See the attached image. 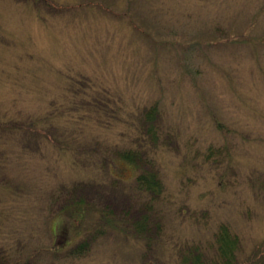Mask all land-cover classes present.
Returning <instances> with one entry per match:
<instances>
[{"label":"rangeland","instance_id":"rangeland-1","mask_svg":"<svg viewBox=\"0 0 264 264\" xmlns=\"http://www.w3.org/2000/svg\"><path fill=\"white\" fill-rule=\"evenodd\" d=\"M153 104L157 147L136 128ZM134 147L162 194L100 168ZM60 189L103 210L80 257ZM220 224L240 264L264 256V0H0V264H176Z\"/></svg>","mask_w":264,"mask_h":264},{"label":"trees","instance_id":"trees-1","mask_svg":"<svg viewBox=\"0 0 264 264\" xmlns=\"http://www.w3.org/2000/svg\"><path fill=\"white\" fill-rule=\"evenodd\" d=\"M158 115L157 112V106L156 104H153L143 110L139 114L138 123L136 124V128L139 131L140 138L143 140V144L151 146L154 144L155 147H157V140L159 139V132L156 128V116ZM149 136V139H148ZM74 150L75 147H68L64 146L62 147L63 151H69L70 154L74 155V152L69 150ZM211 152H213L212 149L209 150V155H211ZM143 155L137 148H128L126 150H121L118 152H115V155L113 153V158L110 161H103L100 165L101 169H104L106 165L109 162V166L113 165L114 167L117 166L116 158L119 159L121 162H124L128 165H134L135 168H139V173L137 174V177L135 178V181L137 183V188L135 191V196L138 197L145 194H155L158 196V194H162L164 189L162 187V181L160 178V175L156 173L155 169V163L149 162V170L146 172H143L141 168L139 167V164L142 165L143 161L141 158ZM83 163L88 164L87 159L84 157ZM74 164L76 162L74 161ZM85 171L84 169H81ZM114 179L117 180V177L114 175H111ZM84 178V180L92 181L93 178H85L84 176L81 177ZM96 180V179H95ZM76 184V180H74ZM93 182V181H92ZM115 185V184H112ZM61 188L68 189L67 186H61ZM68 193V194H67ZM67 194V198L70 201V203L66 204L63 208L58 210V212H62V210H68L69 212H66L67 218H71L72 221H74V228L80 229L83 235L86 236V238L82 241H78L75 246L69 251V255L72 257H80L83 256L85 253L89 252L93 244L97 241V238H99L101 235L105 234L103 231L104 229L99 225V220L97 219H91L88 217L89 209L91 212L95 213H101L103 211L102 209H98V211H94L91 207H86L84 200L72 198L71 193L68 190L66 193L61 191V189L58 191V196L55 192L50 193L51 199H66L65 196ZM64 196V197H63ZM48 200V196H47ZM67 200V202H68ZM55 200H53L54 202ZM106 211V210H104ZM60 212V213H61ZM106 215V214H105ZM104 223H108L109 227L112 228V225L115 226V228H121L122 225H126V229L132 230L133 234L130 235L128 233L125 237V240L127 238H132L134 242H136L135 247H138L139 245H142L141 242H144L146 237H144V233L147 232V225L148 223L141 221V223L136 224L138 226L130 227L124 220H121V222H118L116 220V225L114 222H111L110 219L107 218V216L104 219ZM103 223V224H104ZM102 224V225H103ZM139 227V228H136ZM86 228V229H85ZM117 230V229H116ZM121 231V230H120ZM123 231H121L122 233ZM126 234V233H125ZM142 238V239H141ZM215 238V245L214 250L211 251V254H203L199 255L197 253H200L198 251V248L195 247V250L192 251V253L187 254V257H181L178 258V261L176 264H240L238 262L239 257L237 255V251L239 246L241 245V239L239 235L233 233L230 229V227L227 224H220L217 228V231L214 233ZM144 240V241H142ZM138 243V244H137ZM127 244V243H126ZM173 247H171L170 251L173 252ZM251 262V261H250ZM253 264H264V256L257 262Z\"/></svg>","mask_w":264,"mask_h":264}]
</instances>
